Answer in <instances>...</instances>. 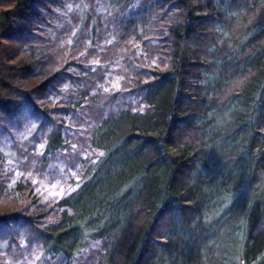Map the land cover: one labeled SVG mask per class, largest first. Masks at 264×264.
Returning <instances> with one entry per match:
<instances>
[{
  "label": "trees",
  "instance_id": "obj_1",
  "mask_svg": "<svg viewBox=\"0 0 264 264\" xmlns=\"http://www.w3.org/2000/svg\"><path fill=\"white\" fill-rule=\"evenodd\" d=\"M0 61V264H264V0H0Z\"/></svg>",
  "mask_w": 264,
  "mask_h": 264
},
{
  "label": "rangeland",
  "instance_id": "obj_2",
  "mask_svg": "<svg viewBox=\"0 0 264 264\" xmlns=\"http://www.w3.org/2000/svg\"><path fill=\"white\" fill-rule=\"evenodd\" d=\"M0 63L3 64L2 61H0ZM11 75H12V73H11ZM12 76H13V75H12ZM9 96L11 97V94H10ZM1 148H2L3 150H5L6 152L9 151V150L7 149V146H6V145H3ZM0 246H1V245H0ZM41 261H42L41 259L37 258L36 260L30 262V264H40Z\"/></svg>",
  "mask_w": 264,
  "mask_h": 264
},
{
  "label": "snow or ice",
  "instance_id": "obj_3",
  "mask_svg": "<svg viewBox=\"0 0 264 264\" xmlns=\"http://www.w3.org/2000/svg\"><path fill=\"white\" fill-rule=\"evenodd\" d=\"M117 87H118V85H117ZM43 149V145H41V150ZM69 191H72L71 189L69 190Z\"/></svg>",
  "mask_w": 264,
  "mask_h": 264
}]
</instances>
